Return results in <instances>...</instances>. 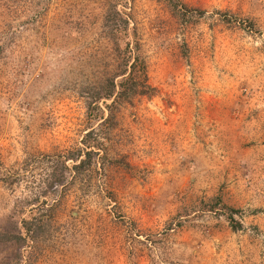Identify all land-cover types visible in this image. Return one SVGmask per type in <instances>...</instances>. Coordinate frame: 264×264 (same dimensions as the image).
Segmentation results:
<instances>
[{
	"label": "rangeland",
	"instance_id": "374dc122",
	"mask_svg": "<svg viewBox=\"0 0 264 264\" xmlns=\"http://www.w3.org/2000/svg\"><path fill=\"white\" fill-rule=\"evenodd\" d=\"M0 264H264V0H0Z\"/></svg>",
	"mask_w": 264,
	"mask_h": 264
},
{
	"label": "trees",
	"instance_id": "16d2710c",
	"mask_svg": "<svg viewBox=\"0 0 264 264\" xmlns=\"http://www.w3.org/2000/svg\"><path fill=\"white\" fill-rule=\"evenodd\" d=\"M127 18H121L118 23L115 24L116 29L115 31L120 35L119 39L125 45L120 51H124L122 53V61L127 62V59L131 58V63L128 66L129 71L120 69V75L124 76L118 84H115L113 80L108 82L105 89V93H103L102 98L109 99L112 97L123 99L124 101L131 100L135 96H142L147 95L152 89L149 85H147V75H146V66L144 62V58L140 54V42L139 38L137 37L136 33L133 31L131 34L130 40H128V33H127ZM126 40V41H125ZM125 64V63H124ZM124 64L120 66H124ZM85 158L79 159L81 156V151H77L74 157H72V162L74 163L73 169L75 171H81L83 168H87L89 163L91 162V155L92 153L86 152ZM57 180L59 184L63 182V175L59 172H56ZM231 221L233 219L228 217ZM239 226V225H238ZM24 234H30L28 232H33V229L30 224L25 223L24 227ZM233 228H235L233 226ZM11 230V229H10ZM22 230V229H21ZM18 228L15 229L16 233H7V236L12 239L13 243L20 241L21 244L26 241V237L23 236V233ZM19 248V247H18ZM20 252V251H19Z\"/></svg>",
	"mask_w": 264,
	"mask_h": 264
}]
</instances>
